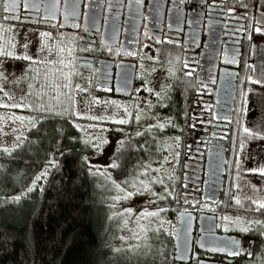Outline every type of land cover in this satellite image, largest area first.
<instances>
[{"label":"flooded vegetation","instance_id":"obj_1","mask_svg":"<svg viewBox=\"0 0 264 264\" xmlns=\"http://www.w3.org/2000/svg\"><path fill=\"white\" fill-rule=\"evenodd\" d=\"M52 2L57 11L44 8ZM30 5L33 21L23 19L25 0L17 8L21 19H5L66 42L74 69L89 78L90 94L130 105V123L118 127H142L137 114L161 115L176 135L177 188L191 197L177 212L197 216L190 264H264V223L246 233L236 223L264 222L245 198L258 199V185L264 184L258 174L264 167V140L258 138L264 136V84L252 82L264 81L263 11L249 13L235 0H34ZM243 145L249 147L246 154ZM202 213L214 216L217 233L231 237L220 252H211L208 243L199 246L207 226ZM233 239L241 241L243 254L229 255Z\"/></svg>","mask_w":264,"mask_h":264},{"label":"rangeland","instance_id":"obj_2","mask_svg":"<svg viewBox=\"0 0 264 264\" xmlns=\"http://www.w3.org/2000/svg\"><path fill=\"white\" fill-rule=\"evenodd\" d=\"M1 1L0 50L12 52L14 56L28 55L37 62L0 55L2 66L8 68L11 73L7 80L0 79V89H3L0 91V151L5 148L12 151L19 147L28 137L29 131L32 132V136L26 141V144L24 143L26 147L32 148L31 146L38 144L43 138L50 140L52 134L45 126L48 125L49 120L41 121L50 117L51 114L72 118L75 126L82 132L84 140L88 141L93 148L92 154L88 157L91 170L96 173V168L102 171L106 169L111 177L109 179L106 175L99 174L109 185L110 216L116 220L113 233L111 232L116 235L112 240L113 247L127 249L128 245L138 244L139 248L134 252L140 259L145 260L157 251L162 254H165L166 251L170 253L173 251L174 254V235L178 223L173 212L175 213L179 207L186 209L188 202L191 201V197L184 190L179 191L177 188L179 184L177 174L179 148H176V135L166 128L163 130L158 127L149 128L150 125L164 123L161 115L140 116L142 127L130 130L123 126L118 127L117 124L120 123L116 121L123 119L127 121L124 125L130 123L132 117L130 105L125 101L104 99L90 94L88 92L89 78H84L80 71L74 69L73 54L68 44L53 38L47 30L33 25L7 21L4 18ZM41 33L50 35L41 36ZM25 43L28 44L27 49L22 47ZM43 45L46 47L41 50ZM30 85L31 87H29ZM65 85H69V87H65ZM77 85L86 91H80L77 89ZM20 104L24 106L11 107V105ZM247 115L245 125L249 129L251 126L249 116L253 115V110L250 107ZM92 117L97 119H92ZM59 127L62 133L65 127L63 125ZM138 132L142 135H137ZM158 133L163 135H158ZM153 136L158 139L157 151L151 158L136 164L132 172L117 176L111 168H107V165L112 161L116 162L115 151L121 141L124 143L132 138L145 140L146 137ZM18 137L19 139H17ZM102 141H107V143H101ZM97 143L100 144L99 148L94 146ZM242 151L246 154L249 147L243 145ZM57 157L58 153H55L51 157L52 161H55ZM165 157L170 162H166ZM146 167L147 174L145 175L143 173H145ZM157 168L161 169L159 173L153 171ZM259 169H264V167H258ZM6 170L5 165H0V177ZM41 173L43 172L38 175ZM158 177L163 178L164 183H150V192L135 194L128 199L119 201L113 199L123 195L115 184L121 185L127 191L135 192V189L131 187L132 183H137L139 187L138 180L152 181ZM166 190L171 195H167ZM151 192L164 194L166 198L157 199ZM178 193L180 196L177 195ZM263 199L264 184H260L258 185V200ZM179 203L181 205L178 206ZM161 208L165 211L160 212L158 217L138 219L139 214L145 210L158 211ZM125 209H131V214L119 215L124 213ZM125 220H128L127 226L124 224ZM140 226H146L149 230L146 233H140V240L133 239L132 233L139 232ZM262 231L264 233V228ZM121 237L128 239L122 240Z\"/></svg>","mask_w":264,"mask_h":264},{"label":"trees","instance_id":"obj_3","mask_svg":"<svg viewBox=\"0 0 264 264\" xmlns=\"http://www.w3.org/2000/svg\"><path fill=\"white\" fill-rule=\"evenodd\" d=\"M235 1L249 13L264 12V0ZM71 119L51 114L41 121H50L45 125L50 140L26 147L29 131L19 147L0 151V165L7 168L0 177V264H178L173 251H157L145 260L113 247L116 220L110 216L109 185L91 170L88 157L93 148ZM157 145L154 136L126 140L115 151L119 167L111 168L113 173L132 172L140 161L151 158ZM55 153L58 157L52 161ZM44 171L46 176L28 192ZM15 196L20 200H13ZM258 218L264 220V209ZM258 236L263 237L261 230Z\"/></svg>","mask_w":264,"mask_h":264},{"label":"snow or ice","instance_id":"obj_4","mask_svg":"<svg viewBox=\"0 0 264 264\" xmlns=\"http://www.w3.org/2000/svg\"><path fill=\"white\" fill-rule=\"evenodd\" d=\"M15 7H16V0H11V2L9 3V5L6 7L5 10L6 11L13 10V9H15ZM261 15H264V13H262ZM260 22L261 23H264V21H260ZM255 30L257 32H261L262 31L261 28H259V27H257ZM40 35L41 36H49L50 34H48V33H41ZM22 47L25 48V49H27L28 44L25 43V44L22 45ZM44 47H46V45H43L41 47V50H43ZM0 55L13 57L15 59L28 60L30 62H37V61H34L33 57H31V56H28V55L14 56L12 52H5L3 50H0ZM185 67H188V65L185 64ZM153 70H155V69H153ZM10 74L11 73L9 72V69L6 68V67H3L2 66V62H0V79L7 80L8 75H10ZM186 75H191V72L186 73ZM252 82L253 83H262V84H264V81H252ZM29 87H31V85ZM65 87H69V85H65ZM76 87L80 91H86V89H80V86L79 85H77ZM145 90L148 91V92H150V93L153 92V90L151 88H146ZM0 91H3V89H0ZM163 92H164V89L162 88L161 92H156L155 95L159 98V97L162 96ZM5 95H7V93H5ZM112 103H115V102H112ZM3 106L8 107L9 105H3ZM23 106L24 105H22V104H20V105H11V107H23ZM15 118L16 119H21V120L23 119L22 117H15ZM92 119H97V118L96 117H92ZM136 119L137 120L140 119V115L139 114H137ZM262 119H264V115H262ZM116 122H118L120 124H124L127 121L122 119V120H119V121H116ZM169 123H170V121H169ZM165 126L166 125L164 123H159L157 125H150L149 128L151 129L153 127H158L159 129L163 130L165 128ZM245 132L248 133L249 130L247 128H245ZM137 135H142V133H139L138 132ZM258 138L264 140V136H259ZM17 139H19V137ZM101 143H107V141H102ZM94 146L97 147V148H99L100 147V144L97 143ZM120 147L121 148L123 147V141L120 142ZM3 150L5 152H9L10 151V149H7V148H5ZM165 161L166 162H170V161L167 160V157H165ZM50 163H52V162H50ZM116 167H119V165L115 161H112L110 164L107 165V168H116ZM148 167H150V166H148ZM153 171H156V172L159 173L161 171V169L157 168V169H153ZM254 171H256V170H254ZM96 173L97 174H100V175H106L107 178H109V179L111 178L110 177V174H108L106 172V169L102 171L101 169L96 168ZM143 174H145V175L147 174V167H146L145 173H143ZM258 174L264 176V169H259L258 170ZM45 176H46V172H43L40 175L36 176L35 177V180L33 181V187H30L28 189V192L33 191L34 188H35V186H36V181H40ZM113 183L115 184V181H113ZM150 183H161V184H163L164 183V180H163V178H160V177H158L156 179H153L152 181L138 180L139 187L137 186V183H135V182L132 183V185H131V187L135 189V192L127 191V189L126 188H122L121 185L115 184L116 188L120 192H122L123 195L122 196H116L113 199L119 201L121 199H128V198H130L131 196H133L135 194H143L144 192H150L151 191L150 188H149V184ZM235 187L237 189H240L241 186L237 184V185H235ZM250 187H252L253 189H255V186L254 185H252ZM151 194L153 196H156L157 199H165L166 198V195H164V194H157L155 192H151ZM166 194L167 195H171V193L170 192H167V190H166ZM20 198H21L20 196H15L12 199L15 200V201H19ZM245 198L246 199H249L253 205H256V208H255L256 211H260L261 209H264V200L253 199L252 197H248L247 195H245ZM235 202H236L237 205H240L241 204V199L239 197H237L235 199ZM131 211H132L131 209H125L124 210V213H120L119 215H124L125 213H127V214L130 215L131 214ZM163 211H165V209H162V208L159 209L158 211H147V210H145V211H143V212H141L139 214L138 219H140V218L146 219L148 217H158L159 214H160V212H163ZM224 219L227 220L229 218L228 217H224ZM236 223H240L241 224L240 230L242 232H245L246 233V232H249V231L252 230V227L251 226L253 224H261V223H264V222H261L259 220H256V221H247L245 223V222H241V221L237 220ZM124 224H125V226H127L128 220H125L124 221ZM148 230L149 229L146 226H140L139 232L134 231L132 233V238L133 239H136V240H140L141 239L140 233L141 232L146 233ZM121 239L122 240H127L128 238L127 237H121ZM137 248H139V245L138 244H133V245H128L127 246V250L130 251V252H134ZM231 248H232V250L229 251V255L237 256V255H241V254H243L245 252V249H244L241 241L236 240V239H233L231 241ZM120 250L121 249H116V251H120ZM248 255L251 256L252 254L251 253H248Z\"/></svg>","mask_w":264,"mask_h":264},{"label":"water","instance_id":"obj_5","mask_svg":"<svg viewBox=\"0 0 264 264\" xmlns=\"http://www.w3.org/2000/svg\"><path fill=\"white\" fill-rule=\"evenodd\" d=\"M21 0H16V7L13 10L6 11V7L9 5L11 0H5L4 2V11H5V18L8 20H19L21 19V15L18 12V6ZM34 0H25L27 11L24 13L23 19L27 21H33L32 18L35 14L31 12V9H33L31 3H33ZM47 7L53 8L57 11L58 4L56 3H48L44 5V8ZM131 85V83H130ZM129 86L128 91H125V93L130 94L131 86ZM206 213H202L200 215V219L202 221H206L207 226L204 227L206 230L205 233H203L200 236L199 239V246H203V243H208V246H210L211 252H220V249H222L224 246L229 243V238H231L228 234H220L215 231V221L214 216L208 217ZM196 214L193 211L189 210H179L177 212V228L176 233L174 235V259L176 262L180 264H190L192 259V252H193V238H194V226L196 221ZM210 219V220H209ZM209 221V222H208ZM214 248V249H212ZM199 264H216L213 262L208 261H202Z\"/></svg>","mask_w":264,"mask_h":264}]
</instances>
